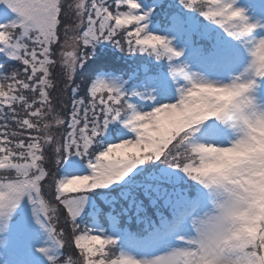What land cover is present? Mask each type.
<instances>
[{
  "label": "snow or ice",
  "instance_id": "1",
  "mask_svg": "<svg viewBox=\"0 0 264 264\" xmlns=\"http://www.w3.org/2000/svg\"><path fill=\"white\" fill-rule=\"evenodd\" d=\"M0 264H264V0H0Z\"/></svg>",
  "mask_w": 264,
  "mask_h": 264
}]
</instances>
